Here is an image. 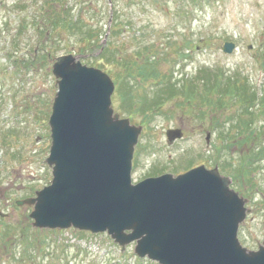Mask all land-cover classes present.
Segmentation results:
<instances>
[{
	"label": "rangeland",
	"instance_id": "374dc122",
	"mask_svg": "<svg viewBox=\"0 0 264 264\" xmlns=\"http://www.w3.org/2000/svg\"><path fill=\"white\" fill-rule=\"evenodd\" d=\"M35 1H0V264H48V255H61L60 260L53 257L52 264H157L139 259L134 243L122 251L104 232L32 227L28 216L32 207L16 205V200L34 197L52 177L44 159L50 144L47 119L57 91L53 60L65 54H73L81 62L91 57L94 65L89 66L106 73L115 85L116 77L127 85L129 76L132 96L145 94L148 99L163 81L180 85L203 67L219 74L237 70L258 94L264 93V0H61L74 17L79 15L87 30L101 31V36L97 32L91 38L88 50L81 49L84 42L78 41L75 28L51 29L38 40L27 25L17 38L19 23L29 20L35 3L42 0ZM226 41L235 44L231 53L221 50ZM106 43L111 50L101 58L94 49ZM118 60L121 62L116 64ZM147 60L152 62L148 68L158 72L155 79L149 70L143 80L136 77L135 67L131 68L135 77L123 67L124 62L132 61L147 66ZM211 97L212 109L204 113L197 105L180 100V95L179 100H164L159 109L129 115L122 111L132 124L142 126L134 147L131 179L137 183L161 173L176 175L201 164L207 168L217 164L231 179L230 186L246 199L250 211L237 236L244 247L255 250L264 239V161L251 173L255 179L240 180L237 187L229 173L221 171L223 155L230 162L229 169L237 166L240 157L235 144L222 140L226 135L222 122L235 115L237 106L230 100H225V106L218 105L216 91ZM112 103L117 109L120 98L114 97ZM174 128H181L183 136L167 143L166 131Z\"/></svg>",
	"mask_w": 264,
	"mask_h": 264
},
{
	"label": "water",
	"instance_id": "95a60500",
	"mask_svg": "<svg viewBox=\"0 0 264 264\" xmlns=\"http://www.w3.org/2000/svg\"><path fill=\"white\" fill-rule=\"evenodd\" d=\"M233 47L225 42L222 50ZM52 74L58 90L45 159L52 179L16 202L33 207V227L107 232L122 249L135 242L138 257L159 264H264V239L250 250L237 238L250 209L229 177L199 165L132 183L141 126L114 112L111 78L72 54L57 56ZM166 136L172 142L182 132L168 129Z\"/></svg>",
	"mask_w": 264,
	"mask_h": 264
},
{
	"label": "trees",
	"instance_id": "16d2710c",
	"mask_svg": "<svg viewBox=\"0 0 264 264\" xmlns=\"http://www.w3.org/2000/svg\"><path fill=\"white\" fill-rule=\"evenodd\" d=\"M35 6V12L29 16V20H22L19 23L15 32L17 38L23 34L22 29H25L27 25L29 28H32V33L36 34L38 40H40L45 32L51 29L62 28L64 30H71L75 28L79 32L78 41L84 42V47L81 48L84 50L91 46L93 43L91 38L96 36L98 34L97 32H99V36L102 34L100 30H87L88 27L86 28L85 24H81L80 17L78 18L79 15L74 17L71 9L67 8L61 0H42L40 4L35 3ZM5 26L7 30V23H5ZM1 32L2 30L0 29V34ZM74 34H76V32ZM14 43L16 44V39ZM109 44L110 43H106V45L101 44L100 47H96L94 50H98L101 54V58H105L107 52L111 50ZM109 60H111V58H109ZM85 61L84 63L88 65H94L91 64V57H86ZM118 61L116 64L121 62V60ZM28 63L31 64L32 62L30 61ZM134 64L135 62L133 61L129 62V64L124 62L123 67H125L128 75L133 76L131 68L133 69V67H135L134 70H137L138 75L136 77L145 80L144 78L147 70H149V75H154V79L158 77V72L155 68H148L149 65H152V62L148 61L147 66L139 63ZM98 67L101 66L98 65ZM196 74L197 75H194L192 78L186 79L180 85L175 81H163V83L159 84L160 88L156 94L149 99L143 97L145 94L132 96V87L128 84L130 83L129 76L127 78V85L122 81L123 79L116 77L115 80L117 79V81L113 98H120V105L117 110L121 114L123 113L122 111H124L127 115L130 114L129 112L133 111L142 112L147 109L155 110L161 107L164 100H179L176 97L180 95L182 98L180 100L185 101L187 104L197 105L201 113H204V110L207 108L212 109L210 103H213L214 99L211 97V92L216 91L218 94V99L216 100L218 105L225 106L227 105L225 100H230L237 106V111L233 113L235 115L230 117V119L228 116L226 120L222 122L224 128L222 130L226 134L225 137L222 136V140L226 144H235L240 150V157L237 160V166H232L231 169H229L230 162L227 161L225 159L226 156L223 155V157H225L223 158L224 163H221L222 165L220 166L221 171H227L229 173L233 183L237 187L238 182L241 183L240 180L244 182L245 180L249 181L250 178H254V176H251V173L254 171L257 172L260 163L264 161V130H262L264 126V93L261 92L258 94V92L253 89L252 85L247 83L245 76H241L237 70L231 73L222 71L219 74L210 67H203ZM139 96H141L142 99H139ZM203 105L206 107L203 108ZM258 122L260 123L256 124ZM226 123L228 126H226ZM255 182H257V180H253V185H258V183ZM0 220L3 224V219L1 218ZM22 234L24 235L25 233ZM48 256H50L48 264H52L51 261L53 257L58 260L61 259V255ZM139 261L138 259V262Z\"/></svg>",
	"mask_w": 264,
	"mask_h": 264
}]
</instances>
